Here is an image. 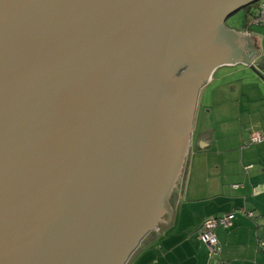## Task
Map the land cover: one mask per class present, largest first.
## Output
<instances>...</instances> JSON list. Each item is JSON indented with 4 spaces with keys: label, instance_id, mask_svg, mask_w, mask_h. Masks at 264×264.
Here are the masks:
<instances>
[{
    "label": "water",
    "instance_id": "obj_1",
    "mask_svg": "<svg viewBox=\"0 0 264 264\" xmlns=\"http://www.w3.org/2000/svg\"><path fill=\"white\" fill-rule=\"evenodd\" d=\"M256 1L0 0V264H124L171 221L199 90L259 53L225 25Z\"/></svg>",
    "mask_w": 264,
    "mask_h": 264
},
{
    "label": "crops",
    "instance_id": "obj_2",
    "mask_svg": "<svg viewBox=\"0 0 264 264\" xmlns=\"http://www.w3.org/2000/svg\"><path fill=\"white\" fill-rule=\"evenodd\" d=\"M243 39L248 55V40L255 49L257 38L253 32ZM254 131H264V117H241L229 136L198 133L190 144L187 182L177 194L171 221L168 217L149 231L127 264H264L259 245L264 240V141L252 143ZM229 212H235L233 223L216 229L221 250L210 255L199 232L206 220Z\"/></svg>",
    "mask_w": 264,
    "mask_h": 264
},
{
    "label": "rangeland",
    "instance_id": "obj_3",
    "mask_svg": "<svg viewBox=\"0 0 264 264\" xmlns=\"http://www.w3.org/2000/svg\"><path fill=\"white\" fill-rule=\"evenodd\" d=\"M246 14L247 7L238 10L227 19L226 27L243 31ZM252 30L257 38L254 44L259 53L254 60L258 67L237 62L220 65L214 72L211 71L198 93L193 126L188 137L189 149L191 142L202 130L213 138L229 136L236 132L241 117H264V27L254 26ZM190 164L189 154L177 187L169 195V205L172 208L178 192H182L186 186ZM168 217L169 214L164 213L161 221ZM131 256L124 264H127Z\"/></svg>",
    "mask_w": 264,
    "mask_h": 264
},
{
    "label": "built area",
    "instance_id": "obj_4",
    "mask_svg": "<svg viewBox=\"0 0 264 264\" xmlns=\"http://www.w3.org/2000/svg\"><path fill=\"white\" fill-rule=\"evenodd\" d=\"M246 23H247L246 27L244 28L243 31H240V33L244 34L245 36L249 35L248 37L252 36L253 34L252 28L254 26L264 27V0H260L258 6L251 9V12L249 13L248 18L246 20ZM251 65L257 66L258 64L254 59H252ZM250 141L252 143L263 142L264 132L261 131L252 132L250 136ZM247 215L253 216V213L247 212ZM234 218H235V212H229L219 217L210 218L206 220L205 223L203 224L202 229L199 232V239L208 246L210 255L217 254L221 250L219 245V240L216 235V229L218 227H223L226 229L230 228ZM259 245L261 248H264V240H261Z\"/></svg>",
    "mask_w": 264,
    "mask_h": 264
},
{
    "label": "trees",
    "instance_id": "obj_5",
    "mask_svg": "<svg viewBox=\"0 0 264 264\" xmlns=\"http://www.w3.org/2000/svg\"><path fill=\"white\" fill-rule=\"evenodd\" d=\"M259 2H260V0L253 2V3L249 4L248 6H246L247 7L246 20L248 18L249 13L251 12V9L258 6ZM246 24L247 23L245 21V27H246ZM189 63H190V56H189V54H185L182 61L174 68V70L170 74L169 79L174 80L177 77H179L181 75V73L188 67Z\"/></svg>",
    "mask_w": 264,
    "mask_h": 264
}]
</instances>
